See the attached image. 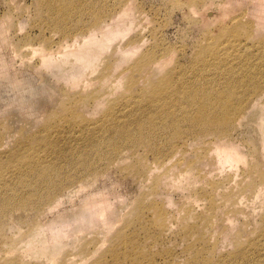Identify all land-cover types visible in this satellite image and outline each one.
Here are the masks:
<instances>
[{
	"label": "rangeland",
	"instance_id": "rangeland-1",
	"mask_svg": "<svg viewBox=\"0 0 264 264\" xmlns=\"http://www.w3.org/2000/svg\"><path fill=\"white\" fill-rule=\"evenodd\" d=\"M125 10L132 26L106 41L96 24ZM263 24L264 0H0V264H190L195 250L230 264L237 241L262 243L264 206L224 200L248 170L216 163L213 135H192L184 120L196 106L175 98L140 110L132 98L152 97L140 95L143 80L166 75L217 91L226 131L236 127L228 142L262 160ZM147 57L160 69L139 70ZM257 94L255 116H240ZM163 108L189 130L164 135L171 118H153L155 145L178 150L164 167L125 142L141 137L133 117L146 123ZM59 184L66 194L50 205Z\"/></svg>",
	"mask_w": 264,
	"mask_h": 264
},
{
	"label": "bare ground",
	"instance_id": "bare-ground-1",
	"mask_svg": "<svg viewBox=\"0 0 264 264\" xmlns=\"http://www.w3.org/2000/svg\"><path fill=\"white\" fill-rule=\"evenodd\" d=\"M194 1H196V0H194ZM192 4H193V2H192ZM133 19H134V17L132 18L131 16H129V13L127 14V11L125 10L123 15L111 16L109 18V21L98 22V24H96V25H98L97 28H98V31L100 32V35H102L106 41H111L112 39L118 37V35L120 34V32L124 28V26L131 27L132 23H133ZM91 38H92V36H91ZM132 47H134V46H132ZM91 49H95V48L90 47V49L88 51H85L83 54H81L79 56L77 55L80 62L84 63L85 65H88L90 63V61L93 59V56L89 52ZM117 49H118V47H117ZM120 49H121V47H120ZM135 50H136V47H134V51ZM126 51L132 52L133 49H131V47H130ZM149 54L150 53H148L147 56ZM128 57H130V56H128ZM45 58H47V57L44 56V59ZM144 60H145V62H143L144 64H142V63L137 64L139 70L142 69L143 67H145V65H147V64H150L149 66H151V69H152V67L156 68V69H160V67L157 64H155L152 57H147ZM156 74H159V73H156ZM166 74H169V73H166ZM71 78L73 79V77H71ZM140 80H143V79H140ZM135 81L136 80L128 81V87L127 88L131 89L133 86V83ZM143 81L145 82V85L142 89H140V93H141L140 95H145L146 91H148L149 94L153 95V96L152 97L149 96L148 99H146V97H142L140 99L132 98V102H138V107L140 110H143L144 106L145 107H149L150 105L156 106L157 104H160L161 101L162 102H173L175 100V98L181 99L180 104L185 102V103L190 104L192 106L195 105L197 108V111L195 112V114L194 115L193 114L188 115L185 118L186 120H184L188 124V129L189 128L192 129L191 130L192 135H195V137H201V136L205 137L208 135H211V136L213 135V137L215 139L212 140V144L214 145V149H212V150L215 152V155H216V157H215L216 163L225 164L226 162L237 161V162H240L242 165H244L247 168L248 172H247L246 178L244 179L246 182V185L242 186L241 184H238L233 189L235 191L229 192V193L224 192L225 193L224 194V200L227 202L226 204L227 205H233L232 209H234L235 206L238 204L250 205V204L258 203L259 206H261V207L264 206V157L262 160H259L257 158V155L254 154L255 158L248 160L247 155H245L243 152L238 150L237 146H234L233 144L228 142L229 140H233L232 139V133L230 131L231 130L235 131L236 127H231L230 130L226 131L228 125L230 124L229 123V117H228V110H229L228 107H223L221 112L217 113L218 109H220V107H221L220 103L223 102L221 97H220V94L217 91L213 92L212 89L211 90L210 89L209 90L203 89V88H205L204 86L203 87H197V86H195V85H197V83H192L191 87L187 86L188 83L179 84V85L172 84L173 80H172L171 76H169V75H166L165 78H163V79L160 78L159 80L155 81L154 83H152V81H150V80L148 81L147 79H145ZM115 82H116V80L113 83V87L115 86L114 85ZM192 86H195L196 89L192 90V88H193ZM252 86H254V85H252ZM118 87H120V85H118ZM118 87H114V88H118ZM145 87H146V89H145ZM179 95H181V96H179ZM261 96H262L261 94H257L255 96V98H253L252 100H250L247 103L248 107H246L244 105L243 109L240 113V116L242 115L243 118H244V116H245V118H247V117L253 118V116H255V109L257 107H259L260 105H262L259 102V98ZM92 99H93L94 103L97 101L96 97L95 98L93 97ZM144 103L145 104L147 103L148 105L147 104L145 105ZM174 106H177V104H174ZM254 107H255V109H254ZM261 117H262V121H261L260 125L263 124V126H264V114ZM153 118H162V119H166V120L171 118L169 123H166L165 125L163 124L162 134H164V131L167 130L168 127H171V126L177 127V130L175 131V134H174V136H176L177 139L180 138L183 131H185V133L189 132L188 129L180 130L179 127L181 125V121L178 118L174 119L171 116V112L169 111V108H163L160 111H157L155 113L151 112L150 114H148L146 123L140 122L139 124H136L134 122L136 120V118H134V117H133V119L131 118L133 123L136 125L138 135H141V137H138L140 139L135 138V137L134 138H128L125 140V142L131 141L129 146H133V147L144 146V148L145 149L147 148L148 151L154 152L155 153L154 155L156 156V160L158 161L157 165H161V166L163 165V167H164L169 162L176 160V157H178V150H173L171 148L170 150L171 151L173 150V151L166 157V155L170 151V150L167 151V149L172 146V142L167 144L168 148L166 150L165 149H159L155 145V143L152 141L153 137H151V136H154L153 128L156 125L153 122ZM256 123H258V122H256ZM158 128H159V126H158ZM135 135H136V131H135ZM138 135H136V136H138ZM94 148L95 147H93L92 149H94ZM128 151H131V150H128ZM114 153H116V152H114ZM162 155H164V158L165 157L166 158L165 159L163 158V160L159 161L158 158ZM110 163L113 164L114 162L113 161L111 162V160H109L108 164H110ZM191 168H194V166L191 165ZM152 170L153 169H151V171ZM152 172H154V171H152ZM150 174L151 173H149V175ZM179 175H181V176H179V179H180V177H185V175H183V173H181ZM187 181H188V179H187ZM61 186H62V184H61ZM59 187H60V184L57 186L58 190L55 193H57L59 191H60V193L57 196L54 193L52 195L53 197L51 196L52 198L51 197L49 198V203L51 202L50 205H52L54 202L59 200L60 198H57V197H59V196L62 197L63 196L62 194L65 192L66 189H68L65 187H63V188H61V187L59 188ZM79 188H80V186H79ZM64 194H66V193H64ZM26 204L25 205L22 204V205L25 206V208H26ZM21 207H20V209H21ZM28 207H30V206H28ZM161 215H158V216H160V219H161L160 223L162 221ZM208 221H210V220L208 219ZM160 226H161V228L162 227L167 228V225L163 224V223H161ZM233 243H234V241H233ZM241 247L242 246L237 241V243L233 247L234 250L230 253V255L226 261L227 262L229 261L230 264H264V262H258L257 260L255 263H252L256 259V257L254 255H251V253H252L255 255H259L260 258L263 257L264 254L260 253V250L264 251V241L262 243L252 245L251 246L252 248H249L248 251H245V249L243 250ZM193 253L195 255H194L193 259L191 260L190 264H192V263L208 264L207 262H205V258H203V256L201 255L200 252H197L195 250Z\"/></svg>",
	"mask_w": 264,
	"mask_h": 264
}]
</instances>
